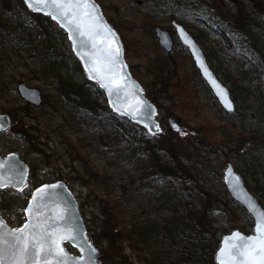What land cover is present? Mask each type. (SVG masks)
I'll return each instance as SVG.
<instances>
[{
  "label": "rangeland",
  "instance_id": "1",
  "mask_svg": "<svg viewBox=\"0 0 264 264\" xmlns=\"http://www.w3.org/2000/svg\"><path fill=\"white\" fill-rule=\"evenodd\" d=\"M194 1L198 5L197 10L215 11L222 19L228 17L231 20L238 15L234 12L240 11L246 3L241 0L233 3L224 0ZM3 3L4 0H0V112L9 113L11 123L9 128L0 132V154L18 152L32 173L20 190L0 189V212L10 226L16 227L25 219L24 205L35 184L63 179L75 193L79 211L89 225L93 213L100 218L99 205L107 197L119 203L120 216L128 224L155 222L148 239L142 243L143 254L155 261L185 264L182 261L186 260V264H190L202 252H205L203 258H207L210 247L215 245V241L210 243L211 238H220L233 228L245 233L252 231L250 217L230 198L223 184L222 170L230 161L250 190L256 183L264 186V148H259V145L238 148L228 139H223L239 130H254L264 145V121L261 113L255 112L258 100L263 102L264 86L257 90L261 74L254 72L228 40L210 30V25L203 24L196 15L181 20L172 13L165 0H102L105 9H101L105 16L110 15L113 20L128 25L122 27L128 44L125 55L128 65L141 76L144 75L143 66L153 64L168 53L174 60V77L183 85L178 91L179 101L184 99L186 102L183 107L175 98L170 101L158 99L157 117L162 130L155 136L161 138V144L152 158L141 148L145 133L138 130L137 125H131L132 142L124 137V131L115 126L116 117L109 116V113H106L109 117L106 119L100 111L98 118L93 119L82 111L77 120V113L58 93L53 73L47 72L46 67L43 71L42 66L53 62L54 72L66 73L75 82L82 83L87 95L100 104L105 103L103 91L94 82L84 81L82 69L77 72L76 64L79 62L71 51L66 34L62 41L56 40L59 53L50 50L47 54L48 47L43 39L30 28L19 27L22 14L16 15L17 6L7 10ZM172 19L181 21L194 37L199 33L196 40L206 58L208 55L209 64L227 86L230 83L224 81L226 77L236 80L235 76H244L240 81L242 97L251 110L240 123L233 125L232 120L224 116L214 95L197 76L191 56L177 40ZM155 26L168 29L173 40L170 51L159 45ZM19 82L39 88L40 104H31L19 94ZM9 111L14 113V117ZM168 117L177 122L179 130H172ZM197 120L213 125V132L208 136L211 146L195 138L192 126ZM200 130H203L202 126ZM162 163L174 165L176 174L168 172L167 177L155 176L153 180L144 177L154 165L163 168L160 166ZM93 170L104 174L105 182L90 178L88 183H84ZM74 176L79 178H70ZM255 196L264 207V197L257 193ZM13 204H19L14 211ZM176 221L182 223V230H174ZM101 246L97 245L98 251ZM66 247L72 253L78 252L69 244ZM112 249L113 256L104 259L98 252L100 264H126L116 245H112ZM124 253L130 255L133 264H138L135 251L126 247Z\"/></svg>",
  "mask_w": 264,
  "mask_h": 264
},
{
  "label": "trees",
  "instance_id": "2",
  "mask_svg": "<svg viewBox=\"0 0 264 264\" xmlns=\"http://www.w3.org/2000/svg\"><path fill=\"white\" fill-rule=\"evenodd\" d=\"M97 1L100 3L102 9L104 10L105 6L102 4V0ZM193 1L194 0H165L166 5L171 7L172 13H176L181 18V20L192 18L196 15L203 24L210 25V30L215 31L217 35L228 40L229 45L232 46L237 53H240L242 57H244L245 62L249 66L253 67L254 72H258L261 74V83L257 89L258 91H260L261 87L264 86V0H241L242 2L246 1V3L241 7V10L237 7V10L240 11L234 12V14L238 13V15L232 20L228 17L226 19H222V17L219 16L215 11L213 13H209V11L206 9L197 10L196 8L198 5H195L196 2ZM224 1L233 3L235 0ZM201 4L202 3H199V6L202 7ZM16 6L18 8V10L16 9V15L22 14V19L20 21L19 27H23L25 29L30 28L31 30H33L36 36L40 37V39H43L45 45L48 47L47 54L50 53V50H54L59 53L55 44L56 40L58 41L57 38H59L60 41L65 38L64 30L55 21L50 19L48 15L38 12H32L31 10H29L24 4L23 0H13L10 3L9 0H4L3 7L5 9L13 10ZM106 17L118 31L123 43L124 55H126L128 44L127 38L123 34L122 27H127L128 25L113 20L110 15H107ZM195 37H200L199 33H196ZM154 63L149 66H143V68H145L144 75L141 76L131 68V65H129V67L133 76L142 84L147 97H149L156 104L157 108L160 107V103H158L159 98L169 101L175 98L179 101L180 96L178 94L182 90L183 85L177 82L174 77L176 73L174 60H172L171 56L167 53L159 59H156ZM76 65L77 72L80 73V65L78 63ZM44 68L47 72L53 73L52 76L57 83L56 89L58 93L62 96V98L66 102V105H68L71 110L77 113V120H79L78 114L82 111L87 112V114L92 116L93 119L98 118L100 111L103 112L104 118L106 119L109 118L106 113H109V116L113 115L114 117H116L117 124H115V126L124 131V137L134 142L132 140L133 133L131 131V125H134V123H132L125 117L114 114L110 110L106 102L104 104H100L98 100L90 98L89 95H87V92L84 91L82 83L75 82L71 77L66 76V73L61 74V72L59 71L54 72L55 68L53 67V62H51L47 66L43 65V71ZM194 71L201 79L196 68H194ZM242 74L243 73H241V75ZM226 78L227 79L224 81L230 83L228 88L233 100L236 102L233 111L225 112L222 110V113L224 114V116L229 117L234 125L235 122L240 123L246 113L251 109L249 105L245 103V99L242 97V87L240 81L242 78H244V76H242L241 78H237V76H235L236 80L228 77ZM249 80L250 79H248V81ZM84 81L89 82V80H87L86 78H84ZM75 98H77V100ZM262 101L263 102L261 103V101L258 100L255 112L261 113L264 121V99ZM178 103L183 107L186 102L184 99H182ZM180 110H182L185 114L188 113L187 110ZM9 112L11 113V116L14 117V113L12 111ZM251 112L254 113V111ZM187 117L189 116L187 115ZM122 123H124L125 125L123 126ZM200 126H202L203 130H200ZM137 127L138 130H142L145 133V135L142 137L143 140H141V142L143 141L144 144L143 146L141 145L142 150L148 152L149 155L153 158V156H155L160 150L161 138H156V136L154 135L147 134L142 126L137 125ZM192 128L195 130V133L193 132L195 138L211 146L212 143L211 141H209L208 136L213 132V125L202 120H197L196 125L192 126ZM257 135L258 134L255 133L254 130L252 132H243L239 130L228 138L224 137L223 140L225 141V139H228V141L231 142L232 145L238 148H244L246 146L252 145H259V148H264V145L261 144V138L257 137ZM153 138H156V140L155 142L151 143ZM246 155H249L248 151H246ZM161 165L163 166V168L155 167L154 165V167L151 169V172H148L149 174L145 173L144 177L153 180L155 176H157L158 178L167 177L169 174L168 172L176 174L177 168L174 165L166 163H162L160 164V166ZM151 173H157V175H153ZM31 174L32 173H29V177H31ZM103 176L104 174L93 170L87 177L88 179L84 180V183H88V180L90 178L92 180L96 179L100 182H105V178ZM57 177L61 178L60 176ZM70 178L76 179L79 178V176ZM37 184H35V186ZM251 191L254 194L257 193L259 196L264 197V186H261L258 183H256V185H253ZM108 194L109 192L107 193V195ZM231 202L233 201L231 200ZM18 206L19 204H13L12 211L17 209ZM25 206L26 204L24 205V208ZM241 211L246 214L243 209ZM98 214L100 216L99 219L97 218L96 213L92 214L89 219L90 225L86 223V227L87 230L90 231V236L93 242L97 245H103L99 247V254L101 259L112 257V245H116L118 251L120 252L122 261L126 264H133L132 260L130 259V255L128 253H124V249L126 247H129L131 250L135 251V254L139 259L138 264H167L158 260L155 261L153 259H149L142 252V243L146 242V240L148 239L153 230V226L156 225L155 222L142 221L132 222L128 224L120 216L119 203L110 197L105 198L104 202L99 205ZM183 228L184 227L182 223L176 221L174 230L180 231ZM194 233L195 230L193 231V234ZM214 241L215 245L213 247H210L211 250L206 259L203 258L205 252H202L200 256L194 257L190 264H215L213 260V252L218 244L219 238L210 239V243ZM182 262L186 264V260H183Z\"/></svg>",
  "mask_w": 264,
  "mask_h": 264
},
{
  "label": "water",
  "instance_id": "3",
  "mask_svg": "<svg viewBox=\"0 0 264 264\" xmlns=\"http://www.w3.org/2000/svg\"><path fill=\"white\" fill-rule=\"evenodd\" d=\"M23 2L30 9L25 3V0ZM92 5H95L93 16L98 17L97 23L101 25V30L98 34L94 35L92 40H89L87 36L78 35L75 29L70 32L67 28L61 27L57 21L49 17L65 31L71 51L79 61L84 76L94 82L103 91L106 103L112 112L126 117L135 124L141 125L149 135H157L162 130L161 123L157 117V106L147 97L142 84L131 73L124 56L123 43L119 33L104 15L100 4L96 0H91L89 7L91 8ZM30 10L33 11L32 9ZM39 13L43 14V12ZM171 24L177 40L187 49L200 77L214 95L221 108L226 112L233 111L235 102L227 84L223 82L209 64L196 38L176 19H172ZM108 30H110V33ZM154 32L159 45L166 51H170L173 40L168 29L155 26ZM70 36L72 37L71 39ZM81 41L86 42L83 48H81ZM93 44H95V47H93ZM115 49L119 50V54L116 57L115 68L110 71L105 63V54L107 51ZM94 64L99 70V75L97 72L90 71ZM102 82L108 87H102ZM109 89H111V94ZM17 90L27 102L34 105L40 104L42 96L38 87L19 82L17 84ZM229 104L230 107H227L226 105ZM168 120L172 130H179V125L173 118H169ZM10 123L9 114L7 112H1L0 131L8 128ZM9 165H12L13 170H9ZM21 172L23 173V182L17 183V180L20 179L19 173ZM28 173L29 165L19 156L18 152L10 151L5 155L0 154V178L4 179V184L0 186V189L10 187L19 190L26 184ZM222 181L230 198L237 202L249 215L252 221V231L245 233L238 228H233L229 232L223 233L213 253V259L216 264H220L218 256L226 259V252L230 245L237 242V238L234 236L235 233H240L244 237L257 235V222L259 216L264 213V207L245 185L242 174L235 170L230 161L226 162L222 170ZM46 185H54L57 187L45 188L44 186ZM38 189H43V191L38 192ZM34 196L36 197L35 200L33 199ZM41 197H43L42 200L40 199ZM38 201L40 207L37 210L36 204ZM29 208L32 209L31 212L26 211ZM24 217L25 219L20 225L13 227L7 223L0 212V222L4 225L3 230L7 232L9 230L21 229L26 224H35L40 220L47 221L48 224L64 232L75 229L72 235H75L76 239H64L60 242V246L69 257L74 258L82 264L83 260L87 257V249L90 245L91 248L95 249L96 264H100L98 247L88 235L84 220L78 208L77 199L63 179H55L37 185L32 190L27 205L24 208ZM66 244L75 247L78 252L72 253L67 249ZM82 247L84 251H82ZM221 249H224L225 252L221 253Z\"/></svg>",
  "mask_w": 264,
  "mask_h": 264
},
{
  "label": "snow or ice",
  "instance_id": "4",
  "mask_svg": "<svg viewBox=\"0 0 264 264\" xmlns=\"http://www.w3.org/2000/svg\"><path fill=\"white\" fill-rule=\"evenodd\" d=\"M25 3L33 11L43 12L57 21L61 27L67 28L70 32L75 29L78 35L87 36L89 40H92L94 35L101 30V25L97 23L98 17L93 16L95 5L89 7L91 0H25ZM108 31L110 33V30ZM85 43V41L80 42L81 48ZM118 54V49L109 50L105 54V63L110 71L115 68ZM90 71L97 72L99 75L95 64ZM101 86L108 87L103 82ZM109 91L111 94V89ZM226 106L230 107V104ZM9 170H13L12 165H9ZM19 176L17 183H22L23 173H19ZM3 184L4 179L0 178V186ZM44 187L57 186L46 185ZM37 191L42 192L43 189ZM33 199L35 200L36 197L34 196ZM40 199L42 200L43 197ZM39 207L38 201L36 209L38 210ZM26 211L31 212L32 209L29 208ZM3 228L4 225L0 222V264H53V262L54 264H80L79 261L69 257L60 246V242L64 239H76V236L72 235L75 229L64 232L44 220L7 232ZM256 233L257 235L248 237L235 233L237 242L230 245L226 252V259L218 256L220 264H264V213L259 216ZM82 251H84L83 247ZM220 251L225 252L224 249ZM82 264H96L95 249L90 245L87 249V257Z\"/></svg>",
  "mask_w": 264,
  "mask_h": 264
},
{
  "label": "flooded vegetation",
  "instance_id": "5",
  "mask_svg": "<svg viewBox=\"0 0 264 264\" xmlns=\"http://www.w3.org/2000/svg\"><path fill=\"white\" fill-rule=\"evenodd\" d=\"M169 118H172V117H168V119H169Z\"/></svg>",
  "mask_w": 264,
  "mask_h": 264
}]
</instances>
